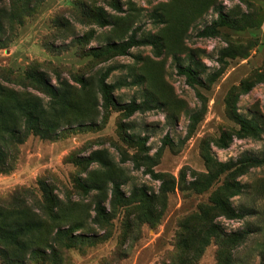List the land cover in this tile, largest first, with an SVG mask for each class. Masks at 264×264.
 <instances>
[{"label":"rangeland","instance_id":"374dc122","mask_svg":"<svg viewBox=\"0 0 264 264\" xmlns=\"http://www.w3.org/2000/svg\"><path fill=\"white\" fill-rule=\"evenodd\" d=\"M0 26V84L70 103L3 144L0 264H264V0H0Z\"/></svg>","mask_w":264,"mask_h":264},{"label":"trees","instance_id":"16d2710c","mask_svg":"<svg viewBox=\"0 0 264 264\" xmlns=\"http://www.w3.org/2000/svg\"><path fill=\"white\" fill-rule=\"evenodd\" d=\"M102 20L105 22L106 19L102 17ZM225 16L219 13L217 25H222L225 23ZM105 24V23H103ZM1 30V26H0ZM214 25L207 26L202 29L198 34L200 36H209L215 32ZM128 44H135L134 33L129 37ZM178 72L185 75L187 82L191 85L193 83H198L197 75L195 71L190 68L189 65L178 66ZM25 78H31L34 82L37 83L39 90L48 96L49 100L44 102L42 97L36 96L33 94H28L23 98L19 97L15 92L10 91L6 87L0 84V168L6 167L7 162L4 160V151L3 144L6 143L7 139H13V143H20L24 140L29 134L40 135L42 137H48L50 133L60 125V122H57L55 119L60 118L64 111L65 107H70V103L65 97V93L61 91L60 87H54L49 83L45 77L44 72L33 70L32 67L24 73ZM113 84H106L101 82L99 85L100 92L102 94L103 101L105 104L113 103L111 98V92L113 90ZM132 109L137 108L134 104H129ZM65 109V110H64ZM16 114L18 116V121H15L13 118H10V115ZM242 131L247 132L253 130L256 127L252 124H248L241 121ZM9 143V147L13 144ZM220 146H226L228 140L225 138H219ZM94 160H101L100 155L93 156ZM204 162L207 166H213L212 158L208 153H205L203 156ZM244 162H249L251 165H260L264 162V158L257 157H247L244 158ZM157 177H161V175ZM39 186L43 188L44 194L43 201L53 202L56 200L54 194L51 190H48L47 184L38 182ZM21 194L26 195L25 190H20L12 198H18ZM2 207H0L1 209ZM98 211L102 210L98 208ZM1 212V210H0ZM230 215H233V212L230 210ZM22 228L17 226L15 229L4 224V220L0 217V255L5 258L8 257L7 251L4 249V246L8 244H16L18 242L17 233L21 231Z\"/></svg>","mask_w":264,"mask_h":264}]
</instances>
